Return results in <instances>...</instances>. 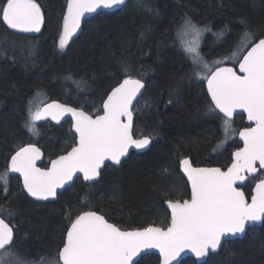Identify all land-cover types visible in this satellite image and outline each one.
Masks as SVG:
<instances>
[{"label":"trees","instance_id":"1","mask_svg":"<svg viewBox=\"0 0 264 264\" xmlns=\"http://www.w3.org/2000/svg\"><path fill=\"white\" fill-rule=\"evenodd\" d=\"M4 2L0 0V6ZM37 2L45 18L38 34L14 32L0 19V173L20 147L40 146L46 166L75 143L70 121L58 126L37 123V133L29 131L25 122L34 103L43 106L58 100L99 113L109 92L127 74L146 84L134 109L135 134L149 135L153 143L142 154L132 153L119 167L108 165L95 183L77 179L54 201L32 200L20 179L10 173L6 191L0 181V217L13 225L20 254L35 264L62 248L69 214L75 219L84 211H97L122 229L143 227L163 216L166 199L176 193L187 197L179 171L182 157H191L195 165L226 167L231 162L235 142L222 143L223 119L208 111L205 82L193 75L190 60L174 43L176 27L185 16L211 28L201 46L209 61L219 58L226 61L223 64H236L228 58L248 42L242 40L245 31L252 33L248 47L264 37V0H129L119 10L86 21L61 51L57 45L66 0ZM218 32L223 35L217 37ZM238 121L242 124L244 118ZM166 174L171 183L164 185ZM253 183L247 185L249 194ZM206 262L264 264V223L227 242ZM139 264H159V257L146 254ZM180 264L205 262L188 257Z\"/></svg>","mask_w":264,"mask_h":264},{"label":"snow or ice","instance_id":"2","mask_svg":"<svg viewBox=\"0 0 264 264\" xmlns=\"http://www.w3.org/2000/svg\"><path fill=\"white\" fill-rule=\"evenodd\" d=\"M125 2L66 0L58 36L59 50H64L80 30L86 13L118 8ZM0 19L9 28L24 33L40 32L45 22L37 0H5L0 6ZM211 31L208 25H198L185 16L176 27L174 43H178L190 60L193 75L207 82L208 111L218 110L223 114L225 139L222 143L232 134L243 141V147L233 154L231 166L226 171L218 167H193L189 159H184L182 165L191 182V196L183 201H167L171 217L166 227L126 230L96 211H84L75 219L69 214L70 224L62 248L53 257L41 256L40 264H133L134 258L147 249L158 250L159 264H173L186 250L198 258H205L216 253L228 237L245 233L250 223L264 221V178L256 183L250 200L237 186L249 175L254 176L264 169V39H259L246 55L240 56V46L233 51L229 59L240 60L238 73L231 67H214L204 59L200 47L204 34ZM215 35L220 37L223 32ZM251 38L252 33H243L242 40L250 43ZM124 71L128 73L127 68ZM144 88L142 79L127 74L103 103V114L95 117L83 109L58 103L29 108L25 127L33 134L37 133V121L51 116L59 122L64 115L70 114L78 142L66 154L52 160L48 169L36 167L42 153L35 144L20 147L0 173L5 191L8 174L15 172L23 177V189L30 196L37 200L55 199L58 189L64 188L77 173H82L85 181H95L100 178L106 161L120 165L130 148H147L152 142L149 135L133 136L131 111L133 101ZM238 110L246 112L255 126L237 133L232 127V117ZM0 264H35L15 247L13 227L3 218H0ZM135 264H139L138 259Z\"/></svg>","mask_w":264,"mask_h":264},{"label":"water","instance_id":"3","mask_svg":"<svg viewBox=\"0 0 264 264\" xmlns=\"http://www.w3.org/2000/svg\"><path fill=\"white\" fill-rule=\"evenodd\" d=\"M128 2H129V0H126L125 4L122 5V6H120V7H118V8H113V9H98V10H97L96 12H94V13H86L84 19H83L82 22H81V28H80V30H78V31L76 32V34H75L72 38L77 37V36L81 33V31H82V29H83V27H84L85 22L88 21L89 19H91L92 17H94L96 14L101 13V12H111V11L119 10V9H121L122 7H124ZM42 28H43V26H42ZM42 28H41V30H42ZM10 29H11V28H10ZM11 30L14 31V32H18V31L13 30V29H11ZM19 33H24V32H19ZM38 33H40V32H38ZM38 33H37V32H31V33H24V34H38ZM260 39H264V37H262V38H260ZM258 41H259V39H258L257 41H255L254 43H252V44L247 48V50L245 51V53H244L243 55H246V54H247V51L250 50V48H251L255 43H258ZM243 55H242V56H243ZM239 63H240V60H239V62H238L236 65H232V64H223V65H220V66H218V67H231V68L235 69V70L239 73ZM121 83H122V82H121ZM205 83H206V88H207V82H205ZM118 85H119V84H118ZM118 85H117V86H118ZM117 86H116V87H117ZM114 88H115V87H114ZM145 88H146V84H145ZM145 88L141 90V93L137 96L136 100L133 101V104H132V107H131V111H132V113H133V136H134V138H138V137H136L135 134H134V131H135V113H134V108L136 107L138 101L140 100V98H141L142 95L144 94ZM111 91H112V90H111ZM111 91L109 92L108 95L111 94ZM108 95H107V97H108ZM107 97L105 98L104 102L107 100ZM104 102H103V103H104ZM51 103L65 104V105H68V106H70V107H74V108H78V109H83V108L75 107V106H73V105H71V104H69V103H66V102H63V101H58V100L48 101V102H46L43 106H46L47 104H51ZM102 105H103V104H102ZM43 106H42V107H43ZM83 111L87 112V111L84 110V109H83ZM87 113H88L89 115H92L93 117H95L96 115H101V114H103V108H102L101 112H100L99 114H96V115H93V114H91V113H89V112H87ZM221 114H222V113H221ZM240 114L245 116L247 124H251L252 126H255L253 122H251V121L248 120V118H247V113L244 112L243 110H238L236 113H234L232 119H233L236 115H240ZM222 115H223V114H222ZM68 120L71 121V129H72L73 134H74L75 137H76V143H77V142H78V134L75 132V129H74V127H73L74 121H73V119H72V117H71L70 114H66V115H64V116L59 120V122H57V120L52 119L51 116H48L47 118L38 121V123H39V124H42V123H45V122H47V121H50V122H52L54 125H57V126H58V125H61V124H63L64 122H66V121H68ZM243 129H244V128H243ZM243 129H242V130H243ZM242 130H241V131H242ZM239 139L241 140L240 137H239ZM241 141H242V140H241ZM76 143H75L72 147L76 146ZM242 143H243V141H242ZM35 145H36V144H35ZM150 145H151V144H150ZM150 145H149L147 148H144V149L130 148V149H129L128 156H127V157H124V158L122 159L121 163H122L124 160L128 159V157H129L132 153H134V152H135V153H141V152L146 151V150L150 147ZM25 146H26V145H25ZM36 147L40 148L41 153H42L41 158H40L39 160L36 161V167L41 168V169H48V168H51V161H52V160H55V159H56L58 156H60V155H64V154H66V153H67L68 151H70L71 148H72V147H71L67 152H65V153H63V154H60V155H58L57 157L51 159V160L49 161L48 165L43 166V162H44V159H45V153H44V151L42 150V148H41L40 146L36 145ZM242 147H243V145H242ZM242 147H241V148H242ZM236 151H237V150H236ZM234 152H235V151H234ZM14 154H15V153H14ZM14 154H13V155H14ZM233 154H234V153H233ZM233 154H232V161H231V163L229 164L228 167L231 166V164H232V162H233V160H234V156H233ZM186 158L189 159V160L191 161V164H192L193 167H200V168H217V167H218V168H221V169L224 170V171H226L227 168H228V167H227V168L223 169V168L220 167V166L195 165V164H193V161H192L191 157H189V156L184 157V158L181 160V162H180V171H181V173L183 174V176L186 178V180H187V182H188L189 190H190V196H191V182L189 181L187 174L184 172V170H183V165H182V161H183L184 159H186ZM10 159H11V158H10ZM9 163H10V160H9ZM109 164H110V165H113V166H115V167H119V166L121 165V164H120V165H114L112 162H110V161H106V162H105V167H106L107 165H109ZM105 167L102 169V171L105 169ZM257 167L259 168V164H257ZM261 170L264 171V169H261ZM259 172H260V171H259ZM259 172H257L254 176L258 175ZM11 174L14 175V176H17V177L20 179L21 184H22V187H23V177H22L19 173L12 172ZM245 175H248V174L246 173ZM254 176L249 175V176H248V179H246V180L243 182V184H238L237 186H238V187H242V186H244V185L246 184V182L249 180V178L254 177ZM100 177H101V176H100ZM78 178H82V179H83V174H82V173H77L76 176H74L73 179H72L69 183L65 184L64 188H62V189H58L57 197H58V195H59L60 193H62L65 189L71 187V186L74 184V182H75ZM98 179H99V178H98ZM98 179H97V180H98ZM83 180H84V179H83ZM97 180H95V181H97ZM84 181H85V180H84ZM95 181H85V182H87V183H93V182H95ZM258 182H259V181H258ZM258 182H257V183H258ZM255 185H256V184H255ZM255 185H254V187H253L252 194H254V192H255ZM241 189H242V188H241ZM23 190H24V189H23ZM242 190H243V189H242ZM243 191H244V190H243ZM24 192L28 195V197H30L32 200H34V201H36V202H49V201H54V200L57 199V197H56L55 199H51V198H50L49 200H37L36 198L30 196L25 190H24ZM245 195H246V194H245ZM246 196H247V195H246ZM247 197H248V196H247ZM250 197H251V196H250ZM189 199H190V198H189ZM170 200L175 201L174 199H170ZM249 200H250V199H249ZM167 201H168V200H167ZM167 201L165 202V207H166V209L169 211V213H170V217H171V209L168 207V205H167ZM181 201H183V200H181ZM96 212H97V211H96ZM98 213H99V212H98ZM99 214H101V213H99ZM101 215H103V214H101ZM104 216H105V215H104ZM0 218H2V217H0ZM105 218L108 219L106 216H105ZM3 219H4V218H3ZM4 220H5V219H4ZM108 220H109V219H108ZM5 222H6V223H9L7 220H5ZM109 222H110V223H114V222H112V221H110V220H109ZM263 223H264V221L255 222V223H250V225H249L248 228L246 229L245 233H243V234H238V235L235 236V237H228V238L226 239V242L243 238V237L246 235V233L248 232L249 229H251L252 227H260V226L263 225ZM114 224H115V223H114ZM9 225H10L11 227H13V225H12L11 223H9ZM149 226L162 227V226H159V225H156V224H149V225H146V226H143V227L131 228V229H126V230L142 229V228L149 227ZM13 230H14V227H13ZM14 233H15V231H14ZM65 238H66V237H65ZM226 242L223 243L222 247H221L216 253H218V252H220V251L222 250V248L224 247V244H225ZM145 253H147V254H152V253H153V254H156V255L159 257V252H158L157 249H147V250H145ZM145 253H141L140 257L134 258V262H133V264H135V260H136V259L140 260L142 256L146 255ZM216 253H210L209 256H210L211 254H216ZM209 256H208V257H209ZM188 257H191V258L195 259L198 263H203V262L207 261V259H208V257H205V258H198V257L195 256V254H193V253H191L190 251H187V250H186L185 252L181 253V255L177 258V261H174L173 264H180L181 261H182L183 259L188 258Z\"/></svg>","mask_w":264,"mask_h":264},{"label":"flooded vegetation","instance_id":"4","mask_svg":"<svg viewBox=\"0 0 264 264\" xmlns=\"http://www.w3.org/2000/svg\"><path fill=\"white\" fill-rule=\"evenodd\" d=\"M247 50V49H246ZM245 50V51H246ZM245 53V52H244ZM243 53V54H244ZM242 54V55H243ZM241 55V56H242ZM239 62V60L236 62V64ZM236 64H232V65H236ZM221 65H223V64H221ZM220 66V65H219ZM218 67V66H217ZM204 82H206V81H204ZM145 83V82H144ZM205 89H206V91H207V88H206V83H205ZM145 90H146V88H145ZM144 93H145V91H144ZM144 95V94H143ZM142 95V96H143ZM207 95H208V97H209V99H210V96H209V94H208V92H207ZM142 98V97H141ZM140 98V99H141ZM139 102V101H138ZM146 106H145V104H143V109L145 108ZM101 112V111H100ZM99 112V113H100ZM216 112L220 115V117L223 119V115L221 114V113H219V111L218 110H216ZM99 113H95V114H93V115H96V114H99ZM241 118H244V122L241 124V123H239V119H241ZM234 125V129L236 130V132L238 133L239 131H241L243 128H245V127H249V126H252L251 124H247V122H246V118H245V116L244 115H236L233 119H232V126ZM134 134H135V131H134ZM75 136V135H74ZM135 136L136 137H138V138H140L141 136H138V135H136L135 134ZM224 139H225V137L223 136V141H224ZM151 140H152V142H151V145H152V143H153V139L151 138ZM233 140V142H235L234 144H232V146H231V161H232V154L234 153V151H236V150H238L239 148H241L242 147V145H243V143H242V141L239 139V136L238 135H236V138H232L230 141H227V142H225V143H223L224 144V146L227 144V143H230L231 141ZM75 143H76V137H75ZM74 143V144H75ZM73 144V145H74ZM151 145H150V147H151ZM223 146V147H224ZM149 147V148H150ZM149 148L146 150V151H148L149 150ZM146 151H144V152H146ZM144 152H141V153H139V154H142V153H144ZM186 157V156H185ZM184 157H182L180 160H179V171H180V162H181V160L183 159ZM231 163V162H230ZM229 163V164H230ZM194 164V163H193ZM229 164L226 166V167H222V166H220V165H206V166H220V167H222L223 169H225V168H227L228 166H229ZM110 165V164H109ZM108 166V165H107ZM106 166V167H107ZM113 166V165H112ZM105 167V168H106ZM105 170V169H104ZM103 170V171H104ZM102 171V172H103ZM102 172H101V176H102ZM180 173H181V171H180ZM181 175L183 176V174L181 173ZM184 177V176H183ZM101 178V177H100ZM100 178L97 180V181H99L100 180ZM260 178H264V171L263 170H260V172L258 173V175H256V176H254V177H251V178H249V180L246 182V184L244 185V186H242L241 188L244 190V192H245V194L249 197V199H250V196L252 195V190H253V187H254V185L259 181V179ZM79 179V178H78ZM82 179V178H81ZM184 179H185V181H186V185H187V188H188V193H187V197H185V198H178V199H180V200H184V199H189L190 198V190H189V185H188V182H187V180H186V178L184 177ZM83 180V179H82ZM251 180H253L254 181V183H253V186H252V189H251V193L249 194V192H248V190H247V185L248 184H250L251 183ZM84 181V180H83ZM97 181H95V182H97ZM85 182V181H84ZM95 182H93V183H95ZM87 183V182H86ZM66 190V189H65ZM64 190V191H65ZM63 193V192H62ZM61 194V193H60ZM59 194V195H60ZM58 195V196H59ZM58 198V197H57ZM172 199H174V200H177L176 198H172ZM167 200H170V199H166L165 200V202L167 201ZM165 202H164V206H165ZM165 209H166V207H165ZM166 213H169V211L166 209ZM169 215H170V213H169ZM169 222H170V220H169ZM149 224H153V223H148L147 225H149ZM157 225V224H156ZM159 226H161V225H159ZM167 226V224L165 225V226H162V227H166ZM233 241V240H232ZM229 242V241H228ZM227 243V242H226ZM225 243V244H226ZM224 244V245H225Z\"/></svg>","mask_w":264,"mask_h":264},{"label":"rangeland","instance_id":"5","mask_svg":"<svg viewBox=\"0 0 264 264\" xmlns=\"http://www.w3.org/2000/svg\"><path fill=\"white\" fill-rule=\"evenodd\" d=\"M203 38H204V36H203ZM203 41V40H202ZM70 42V41H69ZM244 44H247V47H243V45ZM201 46H202V43H201ZM248 48V42H244L241 46H240V52H239V54H240V56L245 52V50ZM200 51H201V47H200ZM202 54V53H201ZM229 59V58H228ZM205 60L210 64V65H214V67H217V66H219V65H221V64H223V63H225L226 61L224 60V59H219V58H214L213 60H211V61H209V60H207L206 58H205ZM230 60V59H229ZM232 60H234V61H238L239 59H236V58H232ZM228 61V60H227ZM214 62H218V63H214ZM37 107H42V104L40 105V106H38L36 103H34L33 104V109H35V108H37ZM37 123H38V121L36 122V125H37ZM233 128H234V125L232 126ZM232 138H236V134H232L231 135V137L227 140V141H230ZM167 173V172H166ZM167 175V174H166ZM165 179V178H164ZM163 179V180H164ZM171 181V178H170V176H166V179L164 180V182L162 183V184H164V185H166L168 182L169 183H171L170 182ZM168 183V184H169ZM173 186V185H172ZM160 187H162L163 188V186H160ZM166 187H170L171 189H172V191H175L174 189V187H171V185H169V186H166ZM168 193H170V190L169 191H167ZM177 195H175L174 196V198H176V199H178V198H181V196H182V193H176ZM169 220H170V215H169V213H164L163 214V216H160V217H158V219L157 220H155V221H152V222H150V223H153V224H157V225H161V226H165L166 224H168L169 223ZM36 264H40V263H36Z\"/></svg>","mask_w":264,"mask_h":264}]
</instances>
